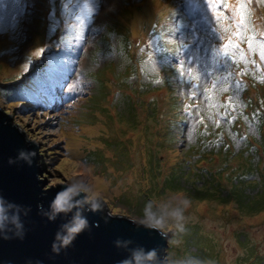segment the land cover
Listing matches in <instances>:
<instances>
[{
	"label": "rangeland",
	"instance_id": "obj_1",
	"mask_svg": "<svg viewBox=\"0 0 264 264\" xmlns=\"http://www.w3.org/2000/svg\"><path fill=\"white\" fill-rule=\"evenodd\" d=\"M261 1L222 0L217 11L239 22L240 8L264 16ZM250 23V35H235L231 18L217 23L204 0H0V108L37 148L46 190L78 183L88 200L138 220L150 201L169 226L168 264H264V209L239 205L231 191L243 153L213 149L227 133L211 135L229 118L245 134L234 108L264 110V17ZM230 38L237 48L225 56ZM239 136H228V151ZM177 167L186 170L178 183ZM194 169L219 193L199 197ZM170 191L191 199L184 233L164 207Z\"/></svg>",
	"mask_w": 264,
	"mask_h": 264
},
{
	"label": "water",
	"instance_id": "obj_2",
	"mask_svg": "<svg viewBox=\"0 0 264 264\" xmlns=\"http://www.w3.org/2000/svg\"><path fill=\"white\" fill-rule=\"evenodd\" d=\"M42 167L35 145L0 108V264H120L138 249L157 251L154 261L144 260L142 254L140 264H168L170 234L162 237L139 225L138 219L115 214L102 201L88 200L78 183L46 190ZM64 189L70 210L54 213L51 202ZM91 203L102 207L89 211ZM78 214L87 219V227L65 246L64 226L70 227Z\"/></svg>",
	"mask_w": 264,
	"mask_h": 264
},
{
	"label": "trees",
	"instance_id": "obj_3",
	"mask_svg": "<svg viewBox=\"0 0 264 264\" xmlns=\"http://www.w3.org/2000/svg\"><path fill=\"white\" fill-rule=\"evenodd\" d=\"M261 1V0H260ZM262 3V1H261ZM249 16H252V13L248 11ZM259 15H263L262 12H258ZM257 18L255 20L251 21L249 19L248 21H251L250 25H258L263 23V17L264 16H258L256 14ZM253 19V17H252ZM257 22V24H254ZM254 24V25H252ZM245 25V24H243ZM241 26L243 31L250 35L248 33L247 26ZM230 28H232L230 26ZM264 34V32H263ZM260 40H263L261 44H264V35L260 34L259 36ZM253 38V37H252ZM259 44V45H261ZM264 69V66H263ZM259 84L264 87V81L259 82ZM240 100L241 97H240ZM245 107V105H244ZM225 108V107H224ZM223 108V109H224ZM234 112H232V118L235 116H239L242 120L241 123L245 126L246 132L245 134L241 133V136L238 135L236 130V125L233 123V120L231 121V118L227 119L226 124L223 125H213L212 126V133L211 135H218V132L222 134L223 132L227 133V139L224 141L225 143H222L223 141H218V145H214L213 149L220 151L224 154L227 153H235V155H240L243 153V158L245 161L244 167L241 169V175H239L238 178L234 180V184L232 187V194L233 197L236 198L239 205L245 206L251 211H257V210H263L264 209V110H259L252 112L248 114L246 110L243 109H233ZM225 117V116H224ZM227 117V116H226ZM244 117H248L249 120L243 119ZM235 120V118H234ZM251 127V130L248 131V128ZM223 127V128H222ZM239 136L240 139H242V143L237 148H234L232 152L228 151L227 147L223 144H227L228 136L230 135ZM252 140V145L248 146L249 141ZM232 143V142H231ZM247 147L245 150L244 148ZM230 154V155H231ZM197 173V176L199 178V182H202L201 188L198 187L197 192L199 197H209L210 195H216L217 192V186L214 184L209 183L210 179V173L202 170L198 171L195 170L191 171V173ZM182 175H186V170H184L182 167H177L176 170H172V180L176 183L179 182V178L182 177ZM172 180L170 182H172ZM208 182V183H207ZM206 183L207 185H203ZM183 184H181L182 186ZM226 194V193H224Z\"/></svg>",
	"mask_w": 264,
	"mask_h": 264
},
{
	"label": "clouds",
	"instance_id": "obj_4",
	"mask_svg": "<svg viewBox=\"0 0 264 264\" xmlns=\"http://www.w3.org/2000/svg\"><path fill=\"white\" fill-rule=\"evenodd\" d=\"M68 194V190L64 189L61 192L57 193L54 197L53 201L51 202V208L53 209L54 213H64L70 210L69 205L65 200V197ZM2 202V201H0ZM171 206V211L167 213L174 221H175V231L177 233H184L185 229V221L187 219L186 213L191 207V199L180 191H170L169 192V204L164 205L165 208ZM102 206L97 203H91L89 211H97ZM152 203L149 201L146 203L144 208V219L138 221L139 225L150 229L156 230L162 237L166 236L167 231L169 230V226L167 225L163 216H157L154 212L151 211ZM3 212V208H0V213ZM50 219H54L55 216L49 217ZM3 217L0 216V220ZM66 230V234L61 238V242L63 245H68L71 241L75 238L77 234L83 231L87 227V219L81 218L79 214L74 218V222L69 227L67 225L64 226ZM174 244L178 245L180 243L179 240H174ZM143 254V258L146 261H154L157 256L156 249H150L147 253H144L143 249L133 250L132 251V258L125 259L120 262V264H140L141 255ZM178 264H205V261L196 259V258H189L187 260L179 261ZM211 264V262H208Z\"/></svg>",
	"mask_w": 264,
	"mask_h": 264
},
{
	"label": "snow or ice",
	"instance_id": "obj_5",
	"mask_svg": "<svg viewBox=\"0 0 264 264\" xmlns=\"http://www.w3.org/2000/svg\"><path fill=\"white\" fill-rule=\"evenodd\" d=\"M69 2H71V0H69ZM221 2H222V0H204L205 5L212 7V11L214 13H216V22L217 23H220L223 20L228 19V17H226L222 11H217V6H219L221 4ZM223 6L225 8L228 7L227 6V3H224ZM65 11H67V10H65ZM90 13H91V10H89V9H86V8L80 9L79 16H78L79 22L80 23H84L89 18ZM243 24H244V19L241 18L240 21L236 24V33H235V35H238V36L241 35L240 29H241V26ZM5 30H6V25L0 24V33H2ZM262 35H264V34H262ZM152 43L154 44L155 41H153ZM248 45H249V48L250 49L253 47V40H252L251 37L248 38ZM260 47H261L260 55H261V58L264 59V44H261ZM236 48H237V44L234 43L233 40L230 38L228 40V43H226V44L223 45V49H224L225 56H229L231 54V50L236 49ZM41 51H43V49H41ZM156 51L157 52H162V51H165V49L160 48V47L157 46L156 47ZM24 68H25V70H27L28 65L25 64L24 65ZM181 75L182 76L184 75V72L183 71H181Z\"/></svg>",
	"mask_w": 264,
	"mask_h": 264
},
{
	"label": "bare ground",
	"instance_id": "obj_6",
	"mask_svg": "<svg viewBox=\"0 0 264 264\" xmlns=\"http://www.w3.org/2000/svg\"><path fill=\"white\" fill-rule=\"evenodd\" d=\"M135 30H136V28H135ZM75 142V144H76V141H74ZM77 151V150H76ZM75 154L77 153V152H75V151H73ZM77 175L78 176H81L80 178L81 179H83V178H85V175H86V172H85V169L84 168H80L79 170H78V172H77Z\"/></svg>",
	"mask_w": 264,
	"mask_h": 264
}]
</instances>
